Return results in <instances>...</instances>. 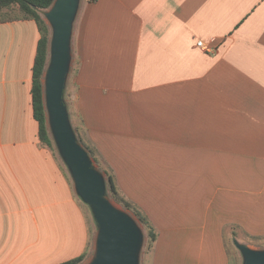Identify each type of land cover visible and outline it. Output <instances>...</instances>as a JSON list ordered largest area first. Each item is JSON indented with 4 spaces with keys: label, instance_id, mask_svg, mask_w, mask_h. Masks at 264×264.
<instances>
[{
    "label": "crops",
    "instance_id": "obj_1",
    "mask_svg": "<svg viewBox=\"0 0 264 264\" xmlns=\"http://www.w3.org/2000/svg\"><path fill=\"white\" fill-rule=\"evenodd\" d=\"M76 32L71 121L154 225L146 264H234L228 237H264V0H88ZM40 37L0 20V264H86L92 213L33 115Z\"/></svg>",
    "mask_w": 264,
    "mask_h": 264
},
{
    "label": "water",
    "instance_id": "obj_2",
    "mask_svg": "<svg viewBox=\"0 0 264 264\" xmlns=\"http://www.w3.org/2000/svg\"><path fill=\"white\" fill-rule=\"evenodd\" d=\"M81 0H55L40 10L51 37L44 73L47 126L58 154L66 165L77 196L92 213L96 224L94 251L86 264H140L146 239L140 222L110 196L107 179L75 131L66 90L73 65L74 26ZM242 264H264V248L234 240Z\"/></svg>",
    "mask_w": 264,
    "mask_h": 264
},
{
    "label": "trees",
    "instance_id": "obj_3",
    "mask_svg": "<svg viewBox=\"0 0 264 264\" xmlns=\"http://www.w3.org/2000/svg\"><path fill=\"white\" fill-rule=\"evenodd\" d=\"M55 0H0V9H14L16 16L12 20H33L36 22L40 32V40L38 42L36 58L33 66L32 80V108L35 120L39 124V139L43 146L55 148L53 140L47 126V114L44 102V87L43 76L49 58V42L51 32L45 19L40 13V10L49 9ZM79 135V134H78ZM80 137V136H79ZM80 141L90 151V154L98 162L95 151L89 147L80 137ZM108 179V191L112 199L131 211L139 222L143 225L146 236L148 249H152L157 241V231L150 221L149 217L132 201L127 199L118 189L116 180L110 172H106ZM233 237H238L235 231L232 232ZM255 245L264 246V237H248ZM87 258V255H82L76 259L64 262L62 264H82Z\"/></svg>",
    "mask_w": 264,
    "mask_h": 264
},
{
    "label": "rangeland",
    "instance_id": "obj_4",
    "mask_svg": "<svg viewBox=\"0 0 264 264\" xmlns=\"http://www.w3.org/2000/svg\"><path fill=\"white\" fill-rule=\"evenodd\" d=\"M87 1L88 0H81L79 14H78L77 19H76V22H75V26H74V36H73V54H74V52H75V54H77V45H76V34H77V32L76 31H78V28H79V25H80V19H81V16H82V12L84 11V7H85ZM16 15L17 14H16V11L14 9H11V8L10 9H2V10L0 9V20L3 19V18L4 19H9V18L10 19H13V18H15ZM73 58H74V56H73ZM74 69H75V66H74V62H73L72 70H71V73H70V76H69V81H68V86H67V88L69 87V90H71V91H72V88H71L72 86L70 87V84H72V81H73V77H74L73 76V73L75 71ZM69 90L68 89L66 90V101H67V103H69V100L71 98V96H70L71 95V92ZM77 135H78V133H77ZM78 137H79V135H78ZM79 139H80V137H79ZM54 147H55V145H54ZM55 150L57 151L56 147H55ZM97 159H98V162H96V160L94 159L95 162H96L97 167L104 173L106 179H108V176H107V173L106 172H109V171L107 170L106 165H104L103 163H101L100 162V159L98 157H97ZM118 205H120V204H118ZM121 207H123V206H121ZM129 212L136 218V216L131 211H129ZM93 220H94V218H93ZM139 224L143 227V225L141 223H139ZM94 225L96 227L95 221H94ZM143 229H144V227H143ZM144 231H145V229H144ZM145 235H146V231H145ZM234 240H235V238H229L228 237V243H227L228 244V249H229L230 254H231L232 258H233L234 264H242V256H241L240 251L234 245ZM250 246L252 248H254V249L264 248L263 245H256V246L250 245ZM257 246H259V247H257ZM150 251L151 250L148 249V246H147V236H146V239H145V242H144V245H143V248H142V252H141V261H140V264H146L147 263V258H148L149 254H150Z\"/></svg>",
    "mask_w": 264,
    "mask_h": 264
},
{
    "label": "built area",
    "instance_id": "obj_5",
    "mask_svg": "<svg viewBox=\"0 0 264 264\" xmlns=\"http://www.w3.org/2000/svg\"><path fill=\"white\" fill-rule=\"evenodd\" d=\"M197 46L200 47L203 50H206V51L208 50V48H207L206 44L204 43V41H198L197 42Z\"/></svg>",
    "mask_w": 264,
    "mask_h": 264
}]
</instances>
